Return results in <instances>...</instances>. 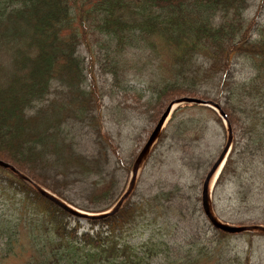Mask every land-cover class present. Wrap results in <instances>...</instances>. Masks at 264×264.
I'll return each instance as SVG.
<instances>
[{"label": "trees", "instance_id": "trees-1", "mask_svg": "<svg viewBox=\"0 0 264 264\" xmlns=\"http://www.w3.org/2000/svg\"><path fill=\"white\" fill-rule=\"evenodd\" d=\"M255 1L0 0V160L69 204L81 200L83 212L103 213L120 191L103 106L136 94L146 110L157 106L146 117L153 123L165 100L199 96L238 133L214 211L219 188L230 187L234 207L256 206L264 226V0L250 15ZM137 73L146 88L129 80ZM178 188L133 194L114 216L82 220L0 169V264H249L226 259L217 246L232 235L209 225L193 235L199 248L171 240L163 224L173 206L180 223L200 212L190 198L185 216Z\"/></svg>", "mask_w": 264, "mask_h": 264}, {"label": "rangeland", "instance_id": "rangeland-1", "mask_svg": "<svg viewBox=\"0 0 264 264\" xmlns=\"http://www.w3.org/2000/svg\"><path fill=\"white\" fill-rule=\"evenodd\" d=\"M258 4L259 0H256L252 5L250 15L254 13ZM259 20L257 21L259 22ZM235 64L237 69H239L240 66L237 65L238 61L235 62ZM244 69L249 70L248 66H245ZM135 75L136 76L129 77V80L132 81L133 84L136 83V87L138 88L137 90L146 88V77L143 76L145 78L143 79L140 77V74L137 73ZM247 75H249V73ZM195 98L201 99L199 96H196ZM137 99L136 94L130 93L126 94L125 98L123 95L117 96L116 100L113 102L110 101L109 104L107 99L103 101V104H108L109 107L107 110L104 109V106L102 108V132L109 134L113 139V145L117 147L116 154L111 155L112 166H110V168L116 167L120 170L117 173V179L120 183V191L117 194L118 196L116 195L117 197H115L113 205L118 200V197L120 198L126 190L131 180V169L134 161L146 143L151 131L161 117L162 113L170 101H172L165 100L162 103V107L159 108L158 120L152 123L150 120L148 121L146 117L149 115L152 116V111L157 106L146 110L142 104L147 99L143 97L141 100ZM118 102L120 108L115 109ZM125 106H128V108H125ZM121 108L122 110L124 108L122 113ZM113 109L115 111H113ZM174 113L169 116L159 139H161L162 136H164V138L158 140L153 146L146 163L138 172L135 189L130 197L133 194L134 196H148L159 192V190H167L173 186H177L179 187L178 189L180 190V193L183 194V211L188 212L185 215L188 217H190L191 212L193 214V206L191 205V201H189L191 198V200L197 204L202 216L200 212L197 213L196 211L194 213L196 215L191 223H189V221L180 223L175 215L176 208L173 206V208L166 214V220L163 224L164 228L167 227L174 231L173 234H169L171 240L186 247L185 250L187 251V248L189 247L196 246L199 248L201 246L198 245L200 242L199 239L193 238V235L199 237V232L203 234V226L209 225L201 211L200 202L195 201V199L200 200L201 198L200 196L204 178L213 162L218 158L219 154L223 150L227 140V133L222 122H218L217 115L215 116L211 113H207L195 108L194 106L181 107V111ZM104 116L106 121L105 123ZM113 120H119V124ZM180 121L184 122V126L180 129H178L179 127H174L175 124ZM186 125L187 127H185ZM178 132L179 135L175 134ZM232 133L233 147L238 138V133L235 131V128H232ZM176 138L182 140L176 142ZM81 146L83 154L88 155L91 151V145L82 141ZM129 162H131L130 170L128 172L123 169L121 170L122 166H125ZM91 181L98 180L97 178H92ZM134 196L132 200L134 199ZM73 197L75 198V196ZM130 197L128 199H130ZM219 197L220 201L217 203L218 210L215 212L221 222L234 226L262 224V219L259 217L261 215L260 210L256 208V206L251 203H247L240 208L234 207L232 202L233 189L230 187L219 188ZM80 202L81 200L76 199V204L79 205ZM66 203L69 204L68 202ZM76 204L69 205L79 211H82ZM86 214L91 215L92 213ZM195 218H198V220ZM176 223H178V225L174 226ZM210 228L213 229L211 226ZM80 231H83V229ZM230 237L232 238L230 239L228 237L217 246V248L223 247L230 252V255H225L227 257L226 259L230 258L235 260L238 258L239 261L244 262L243 259L248 257L249 264H264V236L258 235L253 237L252 240H249V236L247 234L232 235ZM186 251H184L182 256L187 254ZM200 264H215V261H212L211 263L201 262Z\"/></svg>", "mask_w": 264, "mask_h": 264}, {"label": "water", "instance_id": "water-1", "mask_svg": "<svg viewBox=\"0 0 264 264\" xmlns=\"http://www.w3.org/2000/svg\"><path fill=\"white\" fill-rule=\"evenodd\" d=\"M184 106H197V107H204L214 111L217 116L221 119L224 128L227 133V140L226 144L219 154L218 158L213 162L212 166L208 170L204 182L202 185L201 191V198H200V207L203 213V216L207 220V223L216 231L227 235H240V234H254L264 236V226L261 225H250V226H234L229 225L224 222H221L217 217L214 208H213V188L215 183L227 161V158L230 154L233 135L231 126L221 109V106L218 103L208 101V100H201L191 97H181L170 101L164 112L162 113L161 117L157 121L156 125L154 126L153 130L151 131L146 143L144 144L143 148L140 150L136 160L134 161L131 169V180L123 192L121 197L117 200V202L107 211L99 214H86L85 212L79 211L60 198H58L55 194L51 193L47 189L43 188L42 186L33 182L30 178H28L25 174L18 171L14 166L9 163H6L0 160V168L11 173L14 177L19 179L20 181L25 182L28 184L39 196L46 199L54 206L69 214L75 218L87 219V220H102L105 218H109L114 216L123 204L128 200L130 195L133 193L135 189L136 177L140 169L146 163V160L151 152L153 146L157 143L159 138L161 137L162 131L164 126L169 118V116ZM213 181V182H212ZM212 184V185H211Z\"/></svg>", "mask_w": 264, "mask_h": 264}, {"label": "bare ground", "instance_id": "bare-ground-1", "mask_svg": "<svg viewBox=\"0 0 264 264\" xmlns=\"http://www.w3.org/2000/svg\"><path fill=\"white\" fill-rule=\"evenodd\" d=\"M213 182V181H212ZM212 185V184H211Z\"/></svg>", "mask_w": 264, "mask_h": 264}]
</instances>
